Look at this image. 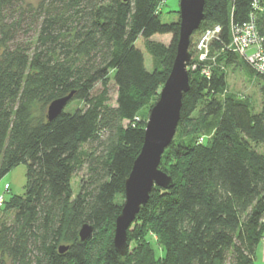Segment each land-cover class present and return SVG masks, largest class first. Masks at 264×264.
I'll return each mask as SVG.
<instances>
[{
	"label": "trees",
	"instance_id": "trees-1",
	"mask_svg": "<svg viewBox=\"0 0 264 264\" xmlns=\"http://www.w3.org/2000/svg\"><path fill=\"white\" fill-rule=\"evenodd\" d=\"M252 2L204 0L199 26H220L209 49L218 55L188 70L176 133L159 163L173 185L152 188L127 231L133 248L121 256L115 218L143 143L141 112L155 103L175 56L178 20L162 22L158 0H0V178L26 166L24 193L0 205V264H255L264 235V152L252 144L264 143V108L255 112L231 95L218 100L225 77L215 68L240 58L228 48L230 26L249 19ZM261 6L259 30L264 0ZM155 34L171 39L151 46L158 65L148 70L135 42ZM69 93L68 103L81 107L51 120L37 114V104L45 109ZM200 124L211 135L185 139ZM104 135V152L89 160L74 195L71 178L87 154L81 146ZM84 224L93 233L80 241Z\"/></svg>",
	"mask_w": 264,
	"mask_h": 264
},
{
	"label": "water",
	"instance_id": "water-1",
	"mask_svg": "<svg viewBox=\"0 0 264 264\" xmlns=\"http://www.w3.org/2000/svg\"><path fill=\"white\" fill-rule=\"evenodd\" d=\"M204 0H178V37L175 56L158 98L149 111L144 127L141 148L132 162L124 181V201L115 218L113 245L115 251L124 256L127 253V231L141 206L149 197L154 186L164 189L173 185V180L159 168L161 155L172 140L180 118L182 97L189 88L187 64L191 54L188 50L190 36L203 20ZM72 93L50 101L46 116L51 120L58 116ZM93 233V226L84 224L78 232L80 241H86ZM67 249L59 246V251Z\"/></svg>",
	"mask_w": 264,
	"mask_h": 264
},
{
	"label": "rangeland",
	"instance_id": "rangeland-1",
	"mask_svg": "<svg viewBox=\"0 0 264 264\" xmlns=\"http://www.w3.org/2000/svg\"><path fill=\"white\" fill-rule=\"evenodd\" d=\"M25 3H29L31 5H36L42 0H23ZM158 10L160 11L159 17L162 22L169 23L175 20H179L178 16V0H158ZM208 28L207 25L199 26L190 36V43L188 46L189 52L194 53L195 60V52H196V43L198 39H200L201 34L204 33ZM171 35L165 34H155L148 39H144L139 37L135 45L141 50L144 63L148 70H152L156 65H158V60H155L153 53L151 51V46L154 44H163L167 45L170 42ZM253 48L247 49V53H251ZM213 55H208L207 60H213L214 56L218 55V51L213 50ZM240 57V56H239ZM193 63H195V67H193ZM212 64V63H211ZM198 65L197 62H192L187 64V69L194 70ZM214 65V63H213ZM193 67V68H192ZM215 68L218 72H223L225 77V90L224 93L219 94L216 96L218 100H222L225 95H231L235 98H239L243 101L249 103L250 107L255 112H259L264 108V79L256 75L253 71L251 72L250 67L244 63L241 57L234 62V64H227L220 59ZM109 90H108V103L112 106L115 105V97H116V87L112 80L109 81ZM100 86L97 84L95 87L96 91H99ZM159 94V93H158ZM158 98V97H157ZM157 100V99H156ZM82 103L78 101L70 102L64 108L65 110L73 111L77 107H81ZM47 107L45 109H41L40 105H36V112L37 114H41L42 112L46 113ZM149 110L144 109L141 112V117L146 120L149 115ZM198 113H194V117H197ZM199 124V123H198ZM197 128L193 131L192 128L189 126L191 132H189L185 139H192L194 137L202 136L199 139L204 137H209L212 133V129L205 128L204 125L201 126L197 125ZM176 133V132H175ZM175 135V134H174ZM178 138V137H177ZM106 144V137L102 136L101 140L83 144L81 146L82 153L87 154L82 155V163L80 168H78L71 178V186L73 190V194L75 195L80 188V185L87 181L89 171L88 165L90 164L89 160L91 161L93 158H97L100 154L104 152ZM254 145L255 149L259 152H264V143L252 144ZM90 155L92 158H90ZM26 166L25 164H18L13 166L4 176L0 178V195H3V199L7 200L12 195H22L25 191L26 185ZM7 183L9 185V189L6 191L4 190V185ZM4 214V211L0 209V216ZM133 229L132 227L130 228ZM264 236V235H263ZM152 241L154 242V246L158 249L161 248L158 239L155 235L152 236ZM133 241L131 240L127 246L128 250L133 248ZM255 264H264V245L260 240L255 252Z\"/></svg>",
	"mask_w": 264,
	"mask_h": 264
},
{
	"label": "built area",
	"instance_id": "built-area-1",
	"mask_svg": "<svg viewBox=\"0 0 264 264\" xmlns=\"http://www.w3.org/2000/svg\"><path fill=\"white\" fill-rule=\"evenodd\" d=\"M260 3L261 0H253L251 4L253 12L247 21L231 24L228 48L239 55L256 75L264 77V26L262 27L263 30H259L260 27L254 14V12L262 10ZM219 32L220 26L214 25L201 34L196 43V62L197 60H207L210 45L213 40L218 39ZM249 48H253L251 53H247ZM194 64L193 67H195ZM5 189H7V184L4 185ZM2 202L3 195H0V205ZM260 240L264 242V236Z\"/></svg>",
	"mask_w": 264,
	"mask_h": 264
},
{
	"label": "crops",
	"instance_id": "crops-1",
	"mask_svg": "<svg viewBox=\"0 0 264 264\" xmlns=\"http://www.w3.org/2000/svg\"><path fill=\"white\" fill-rule=\"evenodd\" d=\"M263 243V245H264V242H262Z\"/></svg>",
	"mask_w": 264,
	"mask_h": 264
}]
</instances>
